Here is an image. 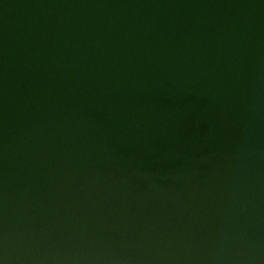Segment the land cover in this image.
<instances>
[{"label": "water", "instance_id": "obj_1", "mask_svg": "<svg viewBox=\"0 0 264 264\" xmlns=\"http://www.w3.org/2000/svg\"><path fill=\"white\" fill-rule=\"evenodd\" d=\"M0 264H264V0H0Z\"/></svg>", "mask_w": 264, "mask_h": 264}]
</instances>
